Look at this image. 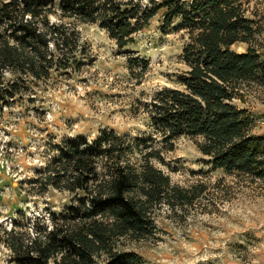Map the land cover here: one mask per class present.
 <instances>
[{
    "label": "trees",
    "instance_id": "trees-1",
    "mask_svg": "<svg viewBox=\"0 0 264 264\" xmlns=\"http://www.w3.org/2000/svg\"><path fill=\"white\" fill-rule=\"evenodd\" d=\"M0 0V107L22 94L20 81L49 77L52 69L78 68L86 53L79 24L97 23L121 47L134 42L161 11L163 28L180 19L188 39L185 68L173 84L143 103L165 148L182 135L201 137L199 148L214 168L251 179L264 178V135L243 102V90L264 88V60L252 42L257 27L248 0ZM55 20H54V18ZM247 43L245 52L233 49ZM147 69L148 62L136 57ZM18 81H5V69ZM139 145L113 129L58 146L43 186L75 193L65 220L50 229L0 230V245L12 264H144L134 251H118L122 237L154 234L157 210L193 207L204 182L185 187L153 159L158 147L134 157Z\"/></svg>",
    "mask_w": 264,
    "mask_h": 264
},
{
    "label": "rangeland",
    "instance_id": "rangeland-1",
    "mask_svg": "<svg viewBox=\"0 0 264 264\" xmlns=\"http://www.w3.org/2000/svg\"><path fill=\"white\" fill-rule=\"evenodd\" d=\"M247 8L257 27L252 44L264 60V0H248ZM163 14L161 10L124 47L99 24H79L86 49L83 64L20 81L23 93L0 107V230L15 225L17 230L44 231L64 221L75 193L43 186L47 165L60 144L81 137L93 140L103 129H113L139 145L135 158L158 147L164 160L153 162L173 182L206 184L193 207L173 211L161 206L154 234L122 237L118 251H134L144 264H264V178L214 168L199 148L201 137L182 135L172 149L165 148L143 107L185 68L188 34L178 28L180 19L163 28ZM248 48L247 43L233 45L239 52ZM136 57L149 63L147 69ZM4 73L6 82L18 81L10 68ZM253 85L243 90L238 103L258 117L254 130L264 135V88ZM105 259L98 264H106ZM0 264H12L3 245Z\"/></svg>",
    "mask_w": 264,
    "mask_h": 264
}]
</instances>
